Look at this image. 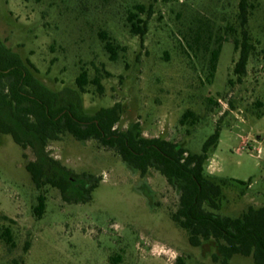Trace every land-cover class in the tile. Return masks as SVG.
<instances>
[{"label": "rangeland", "instance_id": "374dc122", "mask_svg": "<svg viewBox=\"0 0 264 264\" xmlns=\"http://www.w3.org/2000/svg\"><path fill=\"white\" fill-rule=\"evenodd\" d=\"M238 1L0 0V39L51 90L65 99L78 93L86 113L119 103L117 129L138 123L145 137L200 153L218 127L204 173L227 181L216 212L237 216L264 206V0L249 10L253 49L240 80L232 43L242 37ZM130 13L146 20L143 36L130 31ZM103 34L116 47L114 60ZM82 70L101 88L89 82L80 92ZM187 110L193 117L181 123ZM46 150L75 173L93 175L96 187L86 202L65 201L49 185L37 189L25 168L31 148L0 134V264H221L212 258L213 240L192 246L172 220L178 192L155 168L142 175L114 150L70 134ZM40 194L46 206L37 217ZM228 264L254 262L234 255Z\"/></svg>", "mask_w": 264, "mask_h": 264}, {"label": "trees", "instance_id": "16d2710c", "mask_svg": "<svg viewBox=\"0 0 264 264\" xmlns=\"http://www.w3.org/2000/svg\"><path fill=\"white\" fill-rule=\"evenodd\" d=\"M253 0L238 1V18L242 35L238 44L233 39L239 58L234 66L237 80L244 74L249 52L253 45L245 30ZM138 8L142 9V7ZM130 31L143 36L146 20L136 13L128 16ZM104 49L110 59H116V47L108 37L102 36ZM220 46L212 49L208 60V74L214 75ZM33 65L25 61L0 39V134L10 135L21 148L30 147L33 160L25 162L31 181L37 189L45 185L57 188L65 201L86 202L96 187L90 174H77L50 156L46 146L61 135L70 134L78 141L94 140L103 147L114 150L122 161L142 175L151 167L158 170L178 192L172 220L182 228L189 243L199 246L213 240L216 253L213 260L228 264L234 255L251 257L254 264H264V206H247L239 215L217 213L226 179H214L204 173L209 152L217 146L219 128L204 141L200 153L188 152L181 143L161 137H145L138 123L120 130L115 126L120 119L121 105L99 108L94 113L82 109L78 93L65 99L61 92L51 90L37 78ZM101 88L100 78L89 80L87 71L76 77L80 92L87 83ZM231 83V80H229ZM193 117L185 111L181 123ZM93 181V182H92ZM45 196L37 197L34 212L40 217L45 211Z\"/></svg>", "mask_w": 264, "mask_h": 264}]
</instances>
